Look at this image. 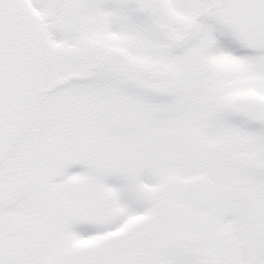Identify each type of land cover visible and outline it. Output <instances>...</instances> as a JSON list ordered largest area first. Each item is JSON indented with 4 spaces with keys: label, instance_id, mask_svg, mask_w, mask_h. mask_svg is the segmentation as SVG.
<instances>
[{
    "label": "snow or ice",
    "instance_id": "1",
    "mask_svg": "<svg viewBox=\"0 0 264 264\" xmlns=\"http://www.w3.org/2000/svg\"><path fill=\"white\" fill-rule=\"evenodd\" d=\"M0 264H264V0H0Z\"/></svg>",
    "mask_w": 264,
    "mask_h": 264
}]
</instances>
